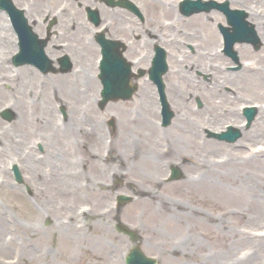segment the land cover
Segmentation results:
<instances>
[{
	"label": "rangeland",
	"instance_id": "1",
	"mask_svg": "<svg viewBox=\"0 0 264 264\" xmlns=\"http://www.w3.org/2000/svg\"><path fill=\"white\" fill-rule=\"evenodd\" d=\"M232 4L233 6H238L244 4V1L242 0V3L234 1ZM247 5L250 6L249 9L252 10L254 14H260L259 11H257L258 6H260V8H264V2L261 0H245L244 6ZM248 49L250 50L249 54L251 57V54H253L254 61L257 58L264 60V45L259 48L261 51L259 49L258 51H256L255 49H252L251 46H249ZM241 58L243 59L249 57L241 54ZM240 78L241 75H239L238 79L240 80ZM40 81L41 80H36L35 82L39 83ZM164 82L166 84V79L164 80ZM262 85H260L259 89L257 90L259 94L260 92H262ZM95 88L96 85L93 87V89ZM239 91L241 93L240 96L239 92L236 91V95H230L229 97L231 99L230 103L233 104L234 107L236 103L243 100V98H247L250 93L249 90L246 89H241ZM44 92H48V90H43L42 93ZM165 92L168 96L167 99L169 101V104H171L170 107L172 106L171 110L175 112L177 107H173V103L171 102V99L169 97L167 87L165 89ZM255 96L256 95H253L254 98H257ZM134 97L138 96L135 94ZM13 98L14 97L10 98L11 102ZM201 99L204 103L205 99L203 96L201 97ZM27 100L30 99L26 97H24L23 100L21 99V104L25 107H29L27 105ZM33 101L34 104L32 107H42V103L46 107V99H42L40 102L35 96V99H33ZM215 101L217 104V110H220L221 108H227V105L229 104V102L220 100V97L218 99L215 97ZM191 102L192 105L190 104V106L194 107L193 98ZM130 106H134L133 103L132 105L129 102L126 104V108L128 109H120L118 107H110L107 105V107L105 108V112L107 114L105 113V115L108 116L109 114H112L113 117H115L117 132L114 131V133L111 134L106 127V131L102 135L101 140L92 141L90 138L83 137V140H81V142L80 140L78 141L80 144H77L78 142L73 143L75 148H70L72 157L67 158V160H65L66 162L76 160H89V158L93 159L95 158V156L88 154V150L92 149L94 152L98 151L97 153L104 160V162H110L112 164L111 169L109 168L110 170H103L102 172L98 173V176H95L96 183L94 184L93 189L85 195L86 198L84 197V194L75 195L77 197L74 198L75 196H64L63 193L57 190L55 192L50 191L49 184H46L43 181H39L36 175L33 174L32 178H27V182H33L32 188H35V192L33 189V194L26 195L24 201H21V185L19 186V184L14 181L13 177L8 172V165L12 157L15 160L17 159L19 162V159L17 158L18 154L17 151L14 150L12 144L5 142L8 146V153L5 154V156H2V154L0 156V183L4 178L9 182L6 186L0 184V206L4 209L10 220L12 222L17 221L21 224H36L41 226V228L43 229H48L53 227L55 221L57 220L56 215L58 213L64 214L65 212H71V210H73L74 208L86 207L87 213L82 216V222L83 224H85V230L83 229V231L85 232V235L89 237V242L85 245L84 251L87 256H83V258L75 257L73 264H124L123 256L131 243L127 236L115 230V217L119 218V220L126 223L132 229L139 233L141 237L139 243L142 250L147 255L155 256L158 260L157 264H215L214 261H216L218 264L263 263L264 207L259 205V208L257 207L259 209L258 212L254 214L250 213L251 215L247 218L244 215H239V218L234 215L233 211L229 212L228 210L233 209L232 206L235 203L239 202L241 199H238L235 195V189L231 191V183L229 182L228 178H224L222 181H218L214 176L206 175L205 179L209 180L210 182L213 181L214 186L218 185L222 187L220 189H218L219 187L213 188L214 196L219 197L220 201L215 200V202H209L205 200L201 202L199 200L198 194H187L180 197V194L176 189L177 186H174L175 184H179V181L185 178L189 179L191 176L197 177L198 175H200L198 178L200 180L202 178L201 176L203 175V172H201L203 169L199 166V162L196 164L186 160L185 162L181 163L177 160V156L170 155L168 157V155L165 154L163 158H165L169 164L178 163V165L181 166L183 176L177 180L166 181L165 176L168 174L169 164H165V171L164 173L162 172L163 174H161V181L157 185L149 183L147 177L143 179L139 178L138 174H136L138 171H140L139 168L136 169V173L130 172V170L128 169L129 165L125 164V162L122 160L123 156L120 154L122 132L136 129L137 127H135L134 125L137 126V124L138 126H140V128L144 129H148V125H150V127L152 126L151 128H156L157 126V117L154 113V111L156 110L154 102L151 105V110H148L146 108L147 110H144L141 113L139 111H133ZM45 107L43 109H45ZM203 107L204 106H201L200 108V118L197 117L196 113L194 115L189 113L194 122L199 125V127L197 125V128L194 127L198 132L195 138L197 142L194 145L201 146V142L204 138L228 145L230 148L227 149L229 150L224 151H221L220 148L212 151L211 149L213 147H206L207 152L211 151L209 152V155L211 156L209 158V165L211 166L210 168L218 170L216 165H219L220 170H225L226 167H228L227 164L232 156L233 149L237 148L236 146H238L240 143H244V150L246 154H250V152L252 151L247 150L246 147L254 148V143L261 137L256 136L255 138H252V132H250L249 130V135H251L250 139L245 138L244 134H242L234 143H228L223 140L207 137V129L217 130L213 126L219 125L224 119L229 117L227 115H221L222 118H219L217 120H210L205 122L199 121L200 119H205V117L210 114V112L207 110L205 111ZM257 114L258 111L256 112V115ZM126 115L127 118L129 117L130 119H136V123L133 124L129 121L130 123H128L127 127L122 128L123 119ZM179 117H181V115H179ZM139 119H145L144 123H137V120ZM147 120L149 121V123L147 122ZM199 122L201 123V125ZM0 124H2V126H0V142L3 143L4 138L1 131L5 130L6 127H8L12 132L15 133L14 139H12L15 142H18V138L20 139L21 134L17 132L18 127L14 126L13 121L3 122ZM178 125L188 126L189 124L185 122V120H183V122H180ZM201 126H203V128H201ZM163 130L170 133L172 132V128L170 129L168 127L163 128ZM260 135L262 136V134ZM109 136L115 139L116 142L114 144L111 142L112 140ZM31 137L34 138V134L32 132H29L28 138L30 139ZM170 139L171 135H168L167 138L161 136V138H157V142L167 145L168 143H170ZM52 140L54 142V139ZM70 141L74 142L73 138L70 139ZM261 141V144H264V137ZM111 145H113V150L109 152L108 148H110ZM77 146H79V148H76ZM191 148V150L188 148V154L194 153L196 150L194 147ZM103 150L105 151V154ZM67 154H69V152H67ZM9 157H11V159ZM253 161H255L257 165L254 164L252 166V163H254ZM42 164L50 165L51 163L44 162ZM246 166L248 168L257 167L258 175H251V177H249L251 180L250 183L253 185L256 192L264 193V147L262 148V150L256 153V156H254L253 159H248V161L246 162ZM49 169L51 171H55L53 167H50ZM215 170L207 171L205 172V174H211V172ZM252 170H254V168L251 169V171ZM45 171V168L41 167L40 175L42 173L46 174ZM216 174L217 172L215 171L214 175ZM116 175L121 178V182L113 185L112 187L110 183L115 180L114 176ZM200 181H203V179H201ZM192 187L185 188L190 190ZM145 188H150L152 190H155L156 192L159 191V193L166 196L169 200L173 198L179 199L187 206H194L198 211H206L207 213H212L214 215V219H212L210 223L201 222L200 216L197 215V221L194 219H186L183 222L176 224L172 221L169 222L168 218L170 214L168 213L162 216H149L147 214L145 206L136 201L139 196L143 195V189ZM119 192L131 194L133 195V198L132 200L126 202L124 205L118 207V209L115 210L116 207L114 203V196ZM226 197L229 198V202L221 199H225ZM68 198L72 199V205L68 203ZM259 199L264 198L259 197ZM49 206L52 208V211L47 212L46 210ZM59 208H61V210H58ZM96 221H98L99 223H97ZM51 233V235L48 234L47 236L48 242H46V244L38 243L35 240L34 235H32L30 231H25L22 235H19V241H21L26 246V248H28V250L33 253L38 252V250H40L43 246L44 249L46 248L53 253L56 248L55 242L57 240V234L56 230H51ZM233 234H236L237 236H232ZM227 235L231 236L228 237ZM101 247H104L106 250L100 254L96 253L98 250H100ZM5 250L0 251V264H10L9 261L12 260L17 254L15 248L13 247H8ZM24 257L25 258L21 260L20 264H30L29 261H27V256L25 255ZM242 257L244 258L242 259Z\"/></svg>",
	"mask_w": 264,
	"mask_h": 264
},
{
	"label": "bare ground",
	"instance_id": "2",
	"mask_svg": "<svg viewBox=\"0 0 264 264\" xmlns=\"http://www.w3.org/2000/svg\"><path fill=\"white\" fill-rule=\"evenodd\" d=\"M230 1H237L242 3V0ZM243 1L244 4H241L242 6L245 5V0ZM246 7L247 9L249 8L248 6ZM254 18L255 20L260 19V17ZM256 22L259 23L261 21ZM2 23L3 19L0 16V24ZM214 38L215 34L213 33L211 36V41H214ZM239 47L241 48L242 46L240 45ZM242 51L247 52V47L243 48ZM199 53H201L202 55L197 54V59H200L201 56H205L204 50H201ZM206 57L210 58L209 51L208 55L206 54ZM176 66L177 64H174L167 72L166 77H168L169 75L170 78L166 80L169 87L170 99L172 100L174 105L180 106L185 105L186 102L189 104L188 98L189 95H192L191 91L194 89V86L193 84H189L186 82V79L184 78L185 74L182 73L184 72V70L182 68L178 69ZM204 68L206 69L207 66H205ZM213 68L215 69V71H217V67L213 66ZM27 70L28 68H24L22 70L23 75H31L32 73H34L33 69H30V74L27 73ZM86 70H89V68L85 67V71ZM2 74L3 76H8V74L5 72H3ZM242 75L243 79L240 80L235 79L234 81H231V77L226 76V78H224L222 81L231 88L237 90L246 89L249 90V92H257L260 85L263 84L262 86H264V70L262 69V65L260 69L259 67H257L255 71L249 68V72L242 73ZM213 76V81L219 77L216 72L213 73ZM8 81L11 83L10 92H2L0 90V97L3 96V98L0 99V103H6V99L8 100L14 97L12 100V105L17 106V116L13 121L14 126L18 127V129H21V131L23 129L39 130L45 138H54V142L57 143L55 145L52 142L48 143L46 141V143L48 144L46 150H44L48 159L53 162L51 164L55 170L54 174L42 173L40 175V173H38L35 174L36 177L39 181H43L46 184H49L50 191L55 192L57 190L63 193L64 196L84 194L85 197V195L93 189V186L96 183L95 176H98V173L102 172L103 170H108L109 168L111 169L112 164L110 162H104L97 151L94 152L92 149L88 150V154L94 155L95 158H89V160H76L66 162L65 159H62V157L65 156L64 153L66 151L64 145L61 143V140H63L64 142H70V139L72 138L75 141L78 138L81 139L85 137L90 138L92 141H98L101 140V137L106 131L107 126L102 124L101 121L98 120L94 115V113H87L86 115L84 113V110H82V112L80 113L77 109L74 108V105L70 100H72L73 102H75L76 100L81 101V98L83 99L85 97L84 95L79 94L82 92V90L78 85L67 82L65 83V86L63 84L64 81L53 82L50 79L42 80L39 83L24 81L23 79L13 80L12 78H8ZM75 83L78 84L82 82L77 81ZM202 83L204 84L202 85V92H204L203 95L208 100L204 106L206 107L205 110L210 111V115L209 117L200 119L199 121L205 122L210 120H217L222 116L217 111V104L214 100H212V96L207 91H204L205 87H207L205 86L207 84V81H204ZM86 84L90 86L92 85L90 78H87ZM50 89L54 91H64L63 96L66 98L65 102L69 108L68 123H71V126H62L59 129L55 128L54 126H52V120H50L49 114H45V110L42 111V113L36 110L29 111L25 106L21 104L20 98H22L23 100L24 97H33L34 95L40 96L39 93H41L43 90ZM228 92L229 90L223 92L222 97H224V100H228ZM41 99H43V97H41ZM142 102L144 106L142 107L141 112L147 109L151 110L150 105L152 102V94L150 96H145ZM76 105L77 102L75 103V106ZM110 107H112V105ZM228 112L229 114H232L234 111L232 112L231 110H229ZM259 112L260 113L258 114L257 118H254L255 120L251 123V127H249L250 132H252L251 135H256L261 131H264V107L262 108L261 106H259ZM188 116L189 114L185 111V113L182 114V117L180 118L188 119ZM232 117H235V115L232 114ZM180 118L179 120H177V122L181 121ZM129 121L133 124L136 123V119H130L129 117L127 118L126 115L123 119L122 128L127 127L128 123H130ZM144 121L145 119H139L137 120V123L143 124ZM84 122L87 123V127L85 126ZM147 122L149 123L148 120ZM187 122L189 123L188 126L171 127V133L166 131H163V133H159L158 129L154 127L151 128L152 126L150 127V125H148V129L140 128L138 124L137 126L134 125L135 127H137L136 129L122 132L120 154L123 156L122 160L125 162V164L129 165L128 169L130 170V172L136 173V169L139 168L140 171L136 173L138 174L139 178L143 179L147 177L149 183L157 185L161 181V174H163L165 171L164 165L169 164L166 159L163 158L164 155L166 154L168 155V157L170 155H174L177 156V160L181 163L185 162L186 160L196 164L199 162V166L203 169L201 171L203 172V175L201 176V179H203V181H200L201 179H198L200 176L198 175L197 177L191 176L189 179L185 178L179 181V184L174 185L177 186L176 189L178 190L180 197L187 194H198L199 200L201 202L205 200L209 202H215V200L220 201L219 197L214 196L213 188L219 187L218 189H220L222 187L218 185L214 186L213 181L210 182L209 180L205 179L206 175H212L218 181H222L224 178H228L229 182L231 183V191L235 189V195L238 199L242 200L235 203L232 206L233 209L228 210L229 212L233 211L234 215H236L237 217H239V215H244L247 218L251 215L250 213L254 214L258 212L259 205L264 207V199H259V197L264 198V193L256 192L255 188L250 183L251 180L249 178L251 177V175H258L257 167H253L254 170L251 171V169L253 168H248L246 166V162L248 161V159H253V157L256 156V153L261 150V148L259 147L254 152L246 154L243 147L244 143H240L238 146H236L237 148L233 149L232 156L227 164L228 167H226L225 170H220V166L215 164L218 169L215 170L214 168H210L211 166L209 165V158L211 156L209 155V152L211 151L207 152L206 147H213L211 149L212 151L219 148L221 151L229 150L227 148L230 147L228 145H225L224 143L215 142L213 140L205 138L202 140L201 146L194 145L197 142L195 138L198 134V132L194 129V124H198L194 122L193 119H188ZM1 132L4 137V141L8 142L9 144H14L13 148H17V144H15V141L12 139L14 132H12L8 127H6V129L2 130ZM160 134H162L165 138H167L168 135H171V139L169 140L170 143L165 145L164 143L157 142V138H161L162 136ZM242 134H244L246 138H251V135H249V132L247 130L244 132L242 131ZM111 136L109 137L112 140L111 142L114 144L116 141ZM187 147L190 150L192 149L191 147H194L196 150L194 153L188 154L189 149ZM22 148L25 149L27 148V146L23 145ZM112 150L113 145L108 148V151ZM26 161L30 163L28 159H26ZM253 162L254 163H252V166L254 164L257 165L255 161ZM176 165H178V163ZM31 166L34 168L33 165ZM178 167L181 168L180 165H178ZM210 170H215L217 174L214 175L215 171H212L211 174H205V172ZM8 182L9 181L4 178L1 180L0 184L6 186ZM185 187L192 188L188 190ZM76 197L77 196H75L74 198ZM221 199L229 202L228 197H226L225 199ZM71 200V198H68V203L72 205L73 201L71 202ZM136 201L145 206L147 214L149 216H162L168 213L170 214L168 218L169 222L172 221L176 224H179L186 219H194L197 221L198 216H200L201 222L210 223L211 220L214 219V215L212 213H207L206 211H198L194 206H187L179 199L173 198L169 200L166 196L159 193V191L156 192L155 190H152L150 188L143 189V195L139 196ZM78 209L79 208H74L73 210H71V212H65L64 214L58 213L56 215L57 220L55 221L53 227L43 229L41 228V226L36 224L29 225L21 224L17 221L12 222L9 219V216H7L4 209L0 206V251H3L8 247L15 248L17 254L12 260L9 261L10 264H20L21 260L25 258V255L27 256V261H29L31 264H73L75 257L83 258V256H87L84 251L85 245L89 242V237L85 235V232L83 231V229L85 230V224H83L82 222V215L87 213V209ZM58 210H61V208H59ZM46 211L50 212L52 211V208L49 206ZM96 222L99 223L98 221ZM51 230H56L57 234V240L55 242L56 248L53 253L46 248L44 249V246L42 247L43 249L41 248L40 250H38V252L33 253L28 250V248H26V246L21 241H19V235H22L25 231H30L31 234L34 235V238L38 243L46 244V242H48V234H52ZM227 236L230 237L231 235ZM232 236L237 235L233 234ZM104 247H101L100 250H98L96 253H103L106 250ZM214 263L218 264L216 261H214Z\"/></svg>",
	"mask_w": 264,
	"mask_h": 264
},
{
	"label": "flooded vegetation",
	"instance_id": "3",
	"mask_svg": "<svg viewBox=\"0 0 264 264\" xmlns=\"http://www.w3.org/2000/svg\"><path fill=\"white\" fill-rule=\"evenodd\" d=\"M13 1L44 41L43 50L53 65L59 68L70 61L72 68L80 69L74 74L76 78L97 79L95 68L101 54L108 65L118 64L121 57L134 69L153 65L158 60L155 57L161 55L167 62L196 66L208 84L217 73L213 66L218 58L211 41L214 19L213 14H208L214 9L187 16L180 0ZM86 14H97L98 22L89 21ZM201 50L205 56L197 59ZM207 50L210 58L206 57ZM33 56L31 50L24 52L26 58ZM85 67L89 70L85 71Z\"/></svg>",
	"mask_w": 264,
	"mask_h": 264
},
{
	"label": "water",
	"instance_id": "4",
	"mask_svg": "<svg viewBox=\"0 0 264 264\" xmlns=\"http://www.w3.org/2000/svg\"><path fill=\"white\" fill-rule=\"evenodd\" d=\"M178 175H179V173L176 172V176H178ZM128 260H129V264H148L146 258L136 248H134L133 251H132V253L129 255Z\"/></svg>",
	"mask_w": 264,
	"mask_h": 264
}]
</instances>
